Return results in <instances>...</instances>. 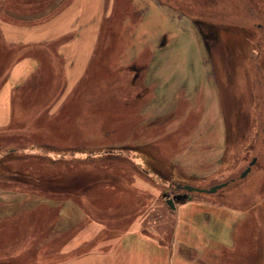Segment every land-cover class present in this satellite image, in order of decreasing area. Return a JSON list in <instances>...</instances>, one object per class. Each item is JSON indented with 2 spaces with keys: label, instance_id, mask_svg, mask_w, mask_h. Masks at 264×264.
Segmentation results:
<instances>
[{
  "label": "rangeland",
  "instance_id": "rangeland-1",
  "mask_svg": "<svg viewBox=\"0 0 264 264\" xmlns=\"http://www.w3.org/2000/svg\"><path fill=\"white\" fill-rule=\"evenodd\" d=\"M0 21L56 31L0 50V95L25 65L0 120V245L28 243L30 264L36 244L55 261L80 232L68 256L136 232L170 243L177 185L234 179L190 193L243 213L230 235L214 220L200 257L264 264V0H0Z\"/></svg>",
  "mask_w": 264,
  "mask_h": 264
},
{
  "label": "crops",
  "instance_id": "crops-1",
  "mask_svg": "<svg viewBox=\"0 0 264 264\" xmlns=\"http://www.w3.org/2000/svg\"><path fill=\"white\" fill-rule=\"evenodd\" d=\"M72 21L70 18L60 19L51 26H68ZM0 26L3 30V33H0V37L2 38H0V41L6 43V45L0 44L1 51H12L13 47L11 46L19 45L21 42H32L34 40L42 42L54 34L51 31L54 30L53 28L45 29L44 25L39 31L37 30L35 32L36 34L32 33L34 35L31 37V34L22 35L20 33H13L12 27L7 24L3 25L2 21H0ZM3 26L5 28H2ZM24 68L25 65H17L15 70H13V67L9 69V72L13 74L10 83L16 86L23 81L17 82L23 78L21 73L24 72ZM13 85H6L4 92L0 95V120H5V122L10 117L12 103L10 101V93L15 87ZM2 125L4 124L0 123V126ZM4 202L2 204L7 205L6 200ZM207 206L213 210L214 218L207 217V214L203 212L204 207ZM196 207H203V210L198 211ZM231 211L230 209L221 208V206L187 200L176 207L177 217L174 240L170 243H160L149 236L136 232L119 238L113 244L106 245L104 249L93 248L86 253L83 252L75 256H68L73 251L79 250L87 245L88 237L86 233L81 234L80 232V235H74L75 237L71 238L74 240L72 242L69 241L66 245V251L63 254L67 256H59L58 260L55 261L47 260L46 254L44 253L47 248L44 249V245L40 246V244H36V249L34 248L33 250H36L38 257H36V261L30 264H204L200 255L201 252L204 253L208 245L207 243L212 239L211 232H208V229L214 227V220L218 217L222 221L221 230L227 231V233L229 232L228 235H230V230L238 222V218H242V212L240 217L237 212L233 213ZM14 217L8 216L3 219L7 221ZM223 217L225 220H221ZM203 218H208V221L211 222L204 224L205 219ZM62 236L64 235L58 234L53 241L60 239ZM183 248L193 254L196 253V257L189 258L182 255L181 251ZM28 250V243L23 241L15 244L4 243L0 245V264H29Z\"/></svg>",
  "mask_w": 264,
  "mask_h": 264
},
{
  "label": "water",
  "instance_id": "water-1",
  "mask_svg": "<svg viewBox=\"0 0 264 264\" xmlns=\"http://www.w3.org/2000/svg\"><path fill=\"white\" fill-rule=\"evenodd\" d=\"M257 158L254 157L251 162L248 164L247 168L241 173L240 179H244L245 177L248 176V174L251 173L253 166L256 164ZM234 179L230 181H226L224 183L216 184L213 185L210 188H201L197 186H192V185H183V186H178L177 189L183 191V194H179L174 196V198H169L167 199V203L175 209V203L178 202H186L187 200L191 199L190 193H198V194H204V195H213L216 194L219 190H222L226 188L231 182H233ZM164 197H169L168 193L164 194Z\"/></svg>",
  "mask_w": 264,
  "mask_h": 264
},
{
  "label": "flooded vegetation",
  "instance_id": "flooded-vegetation-1",
  "mask_svg": "<svg viewBox=\"0 0 264 264\" xmlns=\"http://www.w3.org/2000/svg\"><path fill=\"white\" fill-rule=\"evenodd\" d=\"M136 76H137V75L135 74V77H134L133 81H135V79H136Z\"/></svg>",
  "mask_w": 264,
  "mask_h": 264
},
{
  "label": "trees",
  "instance_id": "trees-1",
  "mask_svg": "<svg viewBox=\"0 0 264 264\" xmlns=\"http://www.w3.org/2000/svg\"><path fill=\"white\" fill-rule=\"evenodd\" d=\"M217 3H215V6H218V4L216 5ZM244 80V79H243Z\"/></svg>",
  "mask_w": 264,
  "mask_h": 264
},
{
  "label": "bare ground",
  "instance_id": "bare-ground-1",
  "mask_svg": "<svg viewBox=\"0 0 264 264\" xmlns=\"http://www.w3.org/2000/svg\"><path fill=\"white\" fill-rule=\"evenodd\" d=\"M176 207V206H175Z\"/></svg>",
  "mask_w": 264,
  "mask_h": 264
}]
</instances>
